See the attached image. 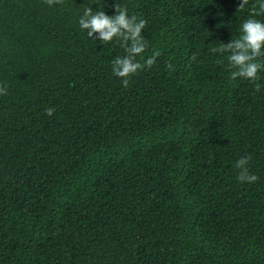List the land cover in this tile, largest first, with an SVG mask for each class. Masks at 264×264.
I'll list each match as a JSON object with an SVG mask.
<instances>
[{
	"label": "trees",
	"instance_id": "16d2710c",
	"mask_svg": "<svg viewBox=\"0 0 264 264\" xmlns=\"http://www.w3.org/2000/svg\"><path fill=\"white\" fill-rule=\"evenodd\" d=\"M239 3L0 0V264H264V71L214 51ZM119 7L146 22L127 86L130 42L78 23Z\"/></svg>",
	"mask_w": 264,
	"mask_h": 264
},
{
	"label": "clouds",
	"instance_id": "9594fccd",
	"mask_svg": "<svg viewBox=\"0 0 264 264\" xmlns=\"http://www.w3.org/2000/svg\"><path fill=\"white\" fill-rule=\"evenodd\" d=\"M49 2L51 3V0ZM248 3L249 0H240L238 8L242 10ZM261 15H264V0H255L252 15L240 25L239 38L233 39L227 45L223 44L220 49H214V51L230 53L227 59L230 67L235 69L231 72L232 78L242 77L255 82L258 79V72L264 71V62L258 59L264 57V20L253 18ZM128 17L127 9L123 7L116 8L113 16H108L104 10L94 11L92 8H85L78 21L82 31H87L88 36L99 33L102 42H111L114 38L130 42V47L122 44L126 54L123 57L117 56L112 61L113 74L120 77L125 86L128 84V78L141 68L136 58L137 56L142 58L146 48L141 36V30L146 24L145 20L136 16L131 19ZM156 55H159V52L154 53V56ZM151 63L150 58L147 64ZM4 92L5 89L0 87V94ZM52 111L49 109L48 115H51ZM247 163V158L243 157L236 162V167L240 170L238 179L241 182L251 183L256 181L257 177L248 173Z\"/></svg>",
	"mask_w": 264,
	"mask_h": 264
}]
</instances>
